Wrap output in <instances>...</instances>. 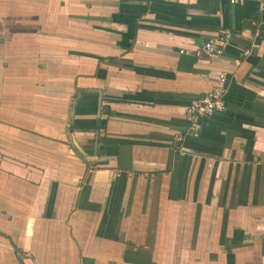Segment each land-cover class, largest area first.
Here are the masks:
<instances>
[{
	"label": "crops",
	"instance_id": "obj_1",
	"mask_svg": "<svg viewBox=\"0 0 264 264\" xmlns=\"http://www.w3.org/2000/svg\"><path fill=\"white\" fill-rule=\"evenodd\" d=\"M259 2L0 0V264H264Z\"/></svg>",
	"mask_w": 264,
	"mask_h": 264
},
{
	"label": "built area",
	"instance_id": "obj_2",
	"mask_svg": "<svg viewBox=\"0 0 264 264\" xmlns=\"http://www.w3.org/2000/svg\"><path fill=\"white\" fill-rule=\"evenodd\" d=\"M235 0H232L234 2ZM259 8L264 11V0H260ZM233 33L230 30L222 31L217 37L205 41L196 50L197 55L208 58H216L223 54L233 39ZM251 49H246L244 53L249 54ZM227 92V74L220 73L216 86L199 97L192 99L186 110V119L188 127L186 133H178L175 136L176 142L180 143L186 135L197 137L202 128V120L210 117L217 112H222L226 108L224 95Z\"/></svg>",
	"mask_w": 264,
	"mask_h": 264
},
{
	"label": "water",
	"instance_id": "obj_3",
	"mask_svg": "<svg viewBox=\"0 0 264 264\" xmlns=\"http://www.w3.org/2000/svg\"><path fill=\"white\" fill-rule=\"evenodd\" d=\"M76 108V104H74V109ZM100 110H101V108H102V98H101V100H100ZM76 144V143H75ZM76 146L79 148V146L76 144ZM98 148V140H96V149ZM80 149V148H79Z\"/></svg>",
	"mask_w": 264,
	"mask_h": 264
}]
</instances>
